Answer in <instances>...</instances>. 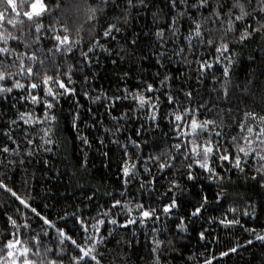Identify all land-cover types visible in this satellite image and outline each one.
<instances>
[{
  "label": "trees",
  "instance_id": "obj_1",
  "mask_svg": "<svg viewBox=\"0 0 264 264\" xmlns=\"http://www.w3.org/2000/svg\"><path fill=\"white\" fill-rule=\"evenodd\" d=\"M61 3L66 10L56 15L71 28L80 26L83 37L80 46L72 53L54 57L63 70L68 71V66H72L71 86L76 89V94L61 96L55 102L51 112L56 120L48 122L52 125V132L44 137L42 129L48 124L25 125L17 120V115L26 111L43 115V108L31 100L19 99L27 96L24 89L0 93V148L4 144L10 148L8 153L0 152V174L6 177L5 183L24 194L33 207L78 240L81 233L75 230L74 219L64 217L58 221L57 217L68 212L99 219L111 205L112 198L131 202V213L117 207L106 218L105 224L99 226V235L108 241L99 247L104 264H202L211 256H216L213 264H264V241L254 239L256 234H264V186L259 177L252 178L253 171L260 167L255 160L243 161V172L225 164L224 167L231 170L223 173V181L207 179V174L194 166L197 179L190 181L183 171L178 170L179 161L177 168L169 171L159 169L156 162L149 159L162 154L175 155L170 145L179 142V138L175 136L173 114H179L186 107L195 112L198 120L215 121L214 128L204 135L215 139V133L220 132L226 144L232 143L233 136L242 144L248 127L257 131L264 127L258 118L250 115L255 112L257 117L264 116V33L254 34V38L244 42L230 35V50L220 55L213 47L200 44L195 36L185 39L194 28L188 17H181L175 28L168 29L166 25L171 22L174 11L164 8L162 0H145L144 5L132 0L131 7L127 0H110L109 7L115 4L119 7L105 8L94 21L86 19L84 0H61ZM87 3L97 5L100 0H87ZM125 11L126 24L121 19ZM258 13V9L253 13L257 19ZM191 16L198 18V13L193 11ZM55 19L56 16H51L43 23ZM109 23H117L121 31L104 37L102 33ZM238 23L243 26L242 21ZM5 27L13 35L18 34L12 26ZM157 27L165 28L162 41L155 35ZM208 27L211 25L206 24L205 28ZM28 28L25 24L23 35L31 41L35 33H30ZM96 36L100 37L98 43L110 51L93 46ZM10 44L17 47L15 43ZM49 47L51 44L43 41L31 45L40 59L49 56L46 50H42ZM23 50V45L17 48V51ZM81 51L89 53V60L83 59ZM217 56L220 59L214 62ZM201 63L212 66L201 68ZM225 67L229 68L227 77L223 74ZM166 75L168 79L164 81ZM22 82L27 84V81ZM146 84L154 85L151 92ZM224 89L228 90L227 95ZM137 90L153 101L158 98V107H139L134 98ZM189 91L191 97L185 95ZM85 92L88 95H84ZM167 95L176 96L177 100L170 103ZM97 96L101 99L96 100ZM115 96L122 98L113 100ZM125 96L127 99L123 98ZM77 112V126L73 127V116ZM152 114L156 115L155 120ZM241 122L243 129L239 126ZM25 135L33 140V144L25 142ZM84 137L88 144L83 143ZM48 139L52 143H46ZM27 149L31 150L30 154ZM131 165H135V174L125 185L120 169ZM145 168L149 171H144ZM153 177L156 179L152 187H141ZM172 179L177 180L179 190L169 191ZM218 185L224 189L220 200L216 199L220 192ZM105 193H111V197ZM202 194L207 195L209 203L201 215L193 217L192 211L198 206ZM89 196L93 198L89 200ZM173 196L178 207L170 214L163 213V204L169 203ZM5 202L11 206L7 209L10 214L18 206L10 194L0 189V206ZM137 202L156 208L159 219L148 218L145 223H139L134 207ZM230 207H235L237 212H229ZM245 211L249 214L244 215ZM225 213L228 219H239L240 223L225 226L218 220L208 219L222 217ZM27 215L30 230L40 232L42 221L32 217L30 212ZM180 217L184 218L183 221ZM133 218L137 222L124 224L125 219ZM112 219L117 223H111ZM88 223L89 232L94 231L91 227L93 221L89 219ZM181 223L184 228L177 227ZM247 228L255 229V233L246 232ZM43 230L49 236L41 237L42 246L53 248L55 255L60 257L55 229L43 226ZM10 231L14 229L0 213V240H7L5 233ZM201 231H205L207 238L204 240L198 235ZM156 240L162 243L153 252ZM245 240H252V244H245ZM235 244L241 245L235 253L226 257L217 255ZM0 248H3L2 243ZM65 251L70 253V246ZM0 255L4 252L0 251ZM64 260L68 264L66 256Z\"/></svg>",
  "mask_w": 264,
  "mask_h": 264
},
{
  "label": "snow or ice",
  "instance_id": "obj_2",
  "mask_svg": "<svg viewBox=\"0 0 264 264\" xmlns=\"http://www.w3.org/2000/svg\"><path fill=\"white\" fill-rule=\"evenodd\" d=\"M138 2L144 5L145 0H138ZM162 2L164 8L174 11L170 18L171 22L166 25L168 29L175 28L178 20L186 16L194 25V28L185 39L190 40L192 36H195L200 44H207L213 47L216 53L220 55L230 50L231 41L228 39L230 35L234 36L236 40L244 42L254 38V34L264 33V0H195L194 3H190L189 0H162ZM127 4L131 7L132 0H127ZM253 4L255 7H253ZM109 5L110 0H100L97 5H89L87 0H84L83 7L85 8L86 19L94 21L97 19V14L103 12L105 8L112 10L115 7H119V4L111 7ZM80 6L68 5V7L77 8ZM249 9L252 10L249 11ZM256 9L259 10V19H257V15L253 14ZM65 10V5L61 3V0H0V93H11L14 89H24L27 96H21L19 99L31 100L33 104L40 105L43 108V115L40 116L35 115L31 111L19 113L17 120L22 121L25 125L54 122L56 116L52 114L51 109L58 98L76 94V89L71 86L73 83L72 66L69 65V70L65 71L61 68L59 62L54 59L57 54L72 53L83 41L80 26L71 28L67 23L61 22L60 16L56 15L57 13H63ZM193 11L198 13V18L191 16ZM204 13H207V15ZM51 16H56V19L44 24V19ZM100 18L103 19V16ZM126 18L127 12L125 11L121 17L125 24ZM241 21L243 26L238 23ZM25 24L29 26L28 31L30 33L33 31L35 33L31 41L24 38ZM206 24H210L211 27L205 28ZM5 25L12 26L17 30L18 34L13 35ZM120 31L121 27L117 23H109L102 35L110 37L112 32L119 33ZM164 32L165 28L157 27L155 35L162 41ZM99 39V36L93 38V46L110 51V49H105L103 44L98 43ZM42 41L43 43L51 44V47L42 49L49 54L44 59H40L37 53L31 49L32 44L41 43ZM10 42L15 43L17 47H12ZM132 43L135 44V41ZM21 45H23L24 50L17 51V48ZM188 48L191 49L192 45L189 44ZM90 51L91 48L89 49ZM81 56L83 59L89 60L88 52L81 51ZM219 59L220 56L215 57L214 62ZM49 63L51 66H49ZM228 63L231 64V60ZM211 66L209 63H201L200 65L201 68H209ZM223 74L226 77L229 76L228 67L223 69ZM167 79L168 76L166 75L164 81ZM22 81H27V84ZM164 81H161V83ZM146 88L151 92L154 85L146 84ZM41 90L43 94H41ZM83 94L88 95L87 92ZM224 94H228L227 89H224ZM185 95L191 97L192 93L189 91ZM121 98L120 96H115L113 100H120ZM123 98L127 99V96ZM134 98L141 108L145 105L154 109L158 107V98L153 101L151 97L143 95L139 90L134 93ZM95 99L99 100L101 97L97 96ZM166 99L171 103L176 101L177 97L167 95ZM77 107H79L78 104ZM199 107H203V105ZM173 115L175 136L179 138V142L170 145V149L175 152V155L162 154L149 157V159L156 162L159 169L171 171L177 168V161H179L178 170L183 171L190 181L197 179L193 171L194 166H198L202 173H206L207 179L223 181L225 179L223 173L230 171L231 168L243 172L244 166L242 162L251 159L260 165L259 168L253 171L252 178L256 179L259 177L261 185L264 186V127H259L258 131L254 130L253 127H248L247 135L243 136L244 142L242 144L238 142L235 136L231 137V144H226L221 139L222 133L220 132L215 133V139L210 135H204L214 128L215 121L208 119L198 120L195 112L190 107H186L179 114L174 113ZM246 115L248 114L246 113ZM250 115L254 119L258 118L261 124H264V116L257 117L255 112L250 113ZM78 117L79 113L77 112L73 116V127L77 126L76 120ZM165 118L167 119V117ZM152 119H156L155 114H152ZM11 123L16 124V121ZM239 126L241 129L244 128L242 122ZM42 131L44 137L49 136L52 132V125L48 124V127L42 129ZM41 138L43 139V137ZM8 139L12 143H16L12 137H8ZM24 140L28 145L33 144V140L28 139L27 135L24 136ZM46 143H52V140L48 139ZM83 143H89L86 137L83 138ZM233 148L235 151H230ZM9 151L8 144H4L0 148L2 153H8ZM11 151H15V149H11ZM26 151L29 154L31 153L30 149ZM124 155L127 156L128 153L125 151ZM188 161H191V163ZM85 163H87L86 160ZM125 163L127 164L128 162L126 161ZM225 164L230 165L231 168H225ZM134 168L135 165H131V167L124 166L120 169L125 185L129 183V178L135 174ZM218 168L220 169L219 171L217 170ZM144 171L147 172L149 170L145 168ZM5 179L6 177L0 174V189L10 194V198L18 202V206L12 210L11 214L7 211L11 207L9 204L5 202L0 206V213L5 216L8 224L14 229V231L5 233L8 236L7 240H0V243L3 244V248H0V251L4 252V255H0V264H65V256L68 259V264H104V256L99 252V247L102 243H107L108 241L102 235H99L101 231L99 226L105 224L106 218L117 207H120L122 211L127 210L129 213L133 210L129 206L131 202L112 198L111 205L99 219L85 218L76 213L70 214L68 212H65L64 216L57 217L58 221L64 220V217L74 219L75 230L81 233L78 240L75 236L70 235L65 228L57 227L56 222L43 215L36 207H33L29 200L24 197V194L15 191L5 183ZM155 179L156 177H153L151 181H145L141 187L143 188L145 185L152 187ZM218 187H220V192L217 193L216 199L220 200L224 195V189L221 185H218ZM179 188L180 185L176 179H172L169 182V191L173 189L179 190ZM125 193L126 189L121 193V196L123 197ZM105 195L111 197V193H105ZM92 198V196L88 197L89 200ZM208 203L207 195L202 194L198 206L194 207L192 211L193 217L201 215L202 210ZM134 207L139 216L138 222L141 224L145 223L148 218L159 219L156 208L145 207L143 203L139 202ZM176 207H178V202L173 196L169 203L163 204L162 211L165 214H170L171 210ZM228 211L235 214L237 209L230 207ZM28 212L31 213L32 217L42 221L43 226L55 229L56 237L59 241L58 250L62 254L60 257L55 255L53 248L42 246L41 237L49 236V233L43 230V226L40 232L37 233H33L30 230ZM248 214L247 211L244 212V215ZM89 219L93 221L91 227L94 231L92 232H89ZM183 219V217H180L181 221ZM208 219L218 220L221 225L225 226L240 223L239 219H228L227 213L223 214L222 217H209ZM110 222L113 224L117 223L115 219ZM135 222H137L135 218L124 220V224H133ZM177 227L184 228L185 226L181 223ZM24 229H29V231L25 233L23 232ZM245 231L255 233V229L251 228H247ZM109 235H112V233L110 232ZM198 235L202 240L207 238L205 231L199 232ZM254 239L264 241V234H256ZM53 243H56V241H53ZM161 243L159 240L154 241L156 247L152 251L156 252L157 247ZM244 243L251 245L252 240H245ZM67 246L71 248L70 253L65 251ZM240 247V244H235L224 251L218 252L217 255L226 257L230 253H235ZM215 259L216 256H211L208 259H204L202 264H213Z\"/></svg>",
  "mask_w": 264,
  "mask_h": 264
}]
</instances>
